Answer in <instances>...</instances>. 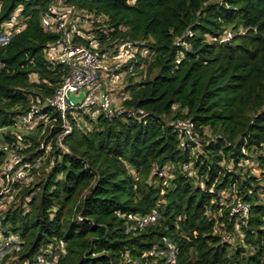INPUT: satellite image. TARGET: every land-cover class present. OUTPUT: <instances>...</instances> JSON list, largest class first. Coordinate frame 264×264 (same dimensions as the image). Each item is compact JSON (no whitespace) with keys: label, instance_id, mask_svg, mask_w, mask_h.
<instances>
[{"label":"trees","instance_id":"obj_1","mask_svg":"<svg viewBox=\"0 0 264 264\" xmlns=\"http://www.w3.org/2000/svg\"><path fill=\"white\" fill-rule=\"evenodd\" d=\"M63 1L87 18L90 27H81L100 50L138 44L122 104L148 111L149 121L69 112L72 130L60 137L61 114L46 103L70 67L47 55L60 38L42 24L52 0H0V21L18 8L27 17L0 49V125L40 106L34 130L6 140L24 145L26 168L50 149L47 167L29 169L38 179L15 182L0 214L1 233L18 236L14 264H36L40 252L51 264H168L170 245L176 264H264V0ZM184 118L195 122L204 152L180 147L175 122ZM252 152L261 177L228 168ZM8 155L0 148V173ZM167 165L176 167L171 177L161 175ZM228 188L249 206L247 218L222 202ZM152 213L156 222L130 228L129 215ZM237 219L245 243L234 245L223 233L233 235Z\"/></svg>","mask_w":264,"mask_h":264},{"label":"built area","instance_id":"obj_2","mask_svg":"<svg viewBox=\"0 0 264 264\" xmlns=\"http://www.w3.org/2000/svg\"><path fill=\"white\" fill-rule=\"evenodd\" d=\"M81 15V12L74 5L66 4L63 0H52L42 21L46 29L60 32V38L57 42L47 49L49 60L66 63L70 67L69 76L63 81L53 98L46 103V105L56 108L61 114L64 131L60 137L72 130V125L68 119L69 112L92 111L94 114L102 112L107 117L127 115L147 123L149 121L148 111L125 107L123 104L118 106L115 103L116 96L110 89L113 81L126 82V74L134 69L137 62L138 44L133 41H121L114 43L104 51L100 50L101 42L96 34L85 33L82 27L76 23L79 18L82 19ZM26 23L27 17L23 14L22 8L16 9L8 18L0 21V49L9 43L26 26ZM241 31L245 32L244 30ZM234 34V31L230 29L225 39L232 38ZM76 35L86 38L89 43L77 41ZM184 44L186 48H189L188 44ZM129 59H134L133 63L128 69H125L124 64ZM39 118H41V107L36 106L18 118L12 127L30 132L34 130ZM175 125L181 136L180 147H192L194 151L201 147L203 140L192 119H179ZM7 127L10 126H0V131ZM38 165L37 162L28 165V168ZM9 174L13 180H20L24 177L23 170L15 169V167H10ZM237 202V208H234L232 213L238 211L242 218H247L249 206L241 200ZM158 217L155 213L129 215L130 228H143L156 222ZM14 237H17L18 240V236ZM16 241L15 243H17ZM176 261V249L170 245L166 263L176 264ZM36 264H51V261L47 259L44 253L40 252Z\"/></svg>","mask_w":264,"mask_h":264},{"label":"rangeland","instance_id":"obj_3","mask_svg":"<svg viewBox=\"0 0 264 264\" xmlns=\"http://www.w3.org/2000/svg\"><path fill=\"white\" fill-rule=\"evenodd\" d=\"M78 26H82L83 28H88L90 27L89 21L87 18L83 20L79 18L78 21H76ZM138 46V45H137ZM128 78V76H127ZM127 79L126 82L123 83H118L116 81L112 82V86L110 89H112V93L115 94V103L120 106L122 104V101L125 97H128L131 95L130 91L125 90V86L127 85ZM97 114L95 113L93 116H96ZM87 125L90 126V122L87 121ZM2 126V125H0ZM36 130V129H35ZM11 132L15 136L21 137L24 136L25 134H28L25 130H22L20 128H14V127H7L3 131H0V148L5 149L7 147V151H10V155H8V158L4 165L2 166V171L0 173V194H3V198L0 200V214L2 211L6 210L10 204L13 202L14 195L17 193V190L13 189L14 188V183H23V184H30L31 182H34L35 180L38 179L40 173H34L33 171H30L29 169L31 168H26L25 165L21 164L23 160L22 154H19L18 150L24 146L23 144L21 145V142L19 143V148L18 147H13V143H8L6 140V133ZM18 142V141H17ZM50 150V149H49ZM49 150L46 152V156L44 159H42V163L38 166H44L47 167V160L49 158ZM197 150V151H196ZM196 153H202L204 152V149L202 147H199L195 149ZM199 151V152H198ZM256 156H258L257 152H252L248 154V158L244 159L243 162L240 163L241 166L239 168L235 169L233 163H229L227 166L230 168V170H234L235 172L239 173H246L247 171H250L251 174H255L261 177V167L258 164V160L256 159ZM21 162V163H20ZM40 163V162H39ZM17 166V167H16ZM10 167H16L18 170H23L24 177L20 180H13L12 176L9 174ZM192 167V165H191ZM176 169L175 166L172 165H167L164 170L162 171L161 175L163 176H168L171 177L172 173ZM193 175L195 176L197 173L196 170L192 171ZM222 202L227 204L228 206H232V212L237 208V201L241 200L240 197L236 194L235 190L231 189H226V191H223L222 193ZM263 196V201H264V195ZM235 208V209H234ZM240 215V212H235ZM240 217V216H239ZM240 222L239 219H237V231L233 233V235H229V233L224 232V236L227 237V239L234 245H237L240 243L244 244V233H242L240 229ZM2 228L0 227V258L3 256H6L8 258V264H14L15 260L18 258V244L15 243L17 240V237H14V234H11L10 236L6 237L4 236L3 233H1ZM229 236V238H228ZM51 249V248H49Z\"/></svg>","mask_w":264,"mask_h":264}]
</instances>
